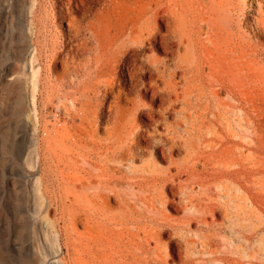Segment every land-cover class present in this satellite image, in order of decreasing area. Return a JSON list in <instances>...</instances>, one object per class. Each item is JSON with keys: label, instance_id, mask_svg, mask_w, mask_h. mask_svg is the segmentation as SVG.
Returning a JSON list of instances; mask_svg holds the SVG:
<instances>
[{"label": "bare ground", "instance_id": "6f19581e", "mask_svg": "<svg viewBox=\"0 0 264 264\" xmlns=\"http://www.w3.org/2000/svg\"><path fill=\"white\" fill-rule=\"evenodd\" d=\"M246 3L257 14L251 37L240 28ZM263 8L264 0H0V29L9 23L24 34L14 59L21 63L25 119L33 132L37 92L50 96L53 85L67 84L85 100L78 128L70 132L63 125L49 130L43 143L21 139L8 146L17 157L24 146H35L52 159L44 164L55 175L60 195L49 199L46 213L59 203L70 228H86L97 214L109 224H135L136 236L145 240L122 250L119 264H167L170 243L161 237L188 232L194 223L224 227L236 237L229 242L237 243L238 258L231 257L234 244L221 250L218 241L205 238L198 250L186 246L183 264L264 260V97L255 93L256 82L264 81V44L252 39L264 38ZM51 26L64 29L66 36L60 43L50 41V55L43 59L51 75L58 69L62 74L39 85L42 68L34 63L43 60ZM91 92L108 100V114L115 113L111 128L96 121L86 101ZM244 97L249 110L242 107ZM123 102L130 106L122 108ZM12 107V114L25 108L21 101ZM139 116L148 119L145 129L137 124ZM0 137L7 141V135ZM179 152L184 155L176 161ZM126 183L150 195L136 199L141 209L128 201L125 214L105 215L107 201L121 195ZM193 186L198 197L192 196ZM169 194L179 200H169ZM169 206L181 209L183 217L171 223L165 214Z\"/></svg>", "mask_w": 264, "mask_h": 264}, {"label": "rangeland", "instance_id": "374dc122", "mask_svg": "<svg viewBox=\"0 0 264 264\" xmlns=\"http://www.w3.org/2000/svg\"><path fill=\"white\" fill-rule=\"evenodd\" d=\"M252 7L258 8L256 4H253ZM244 9L240 28L242 32H247L249 35L252 33L251 27H255L253 18L257 14L249 3L244 5ZM49 29L46 41L47 45L41 49V59H43L44 55H50L51 48L48 47L50 41L55 38L60 43L62 36H66V32L62 28L57 29L51 26ZM23 36L24 34L11 28L9 23L0 29V62L2 61L0 69L5 70L9 74L8 76L3 75V72L0 74V133L7 135L5 143L4 141L2 142L0 137V263L3 264L9 260L6 264H116V262L119 264V260H122L123 254H125V252L122 253V250H125L127 246H130L129 244L136 243L138 240H145L141 234L136 236L138 234L135 228L136 225L129 223L125 226L120 225V222L109 224L103 219L102 214H97L95 219L90 221L86 228L80 224H77L73 228L67 227V223L61 218L59 203L51 204L50 211L46 213L49 199L51 200L50 202H53L60 195L55 175L48 172L49 169L44 164L46 162L49 166L48 161L50 162L52 159L47 156L44 149H36L35 146L29 149L24 146L21 149L20 157H17L11 148L8 147L12 143V140L15 143L21 139L26 144H30L32 141L43 143L47 137L49 138L48 133H52L57 129L61 130V127L64 128V126L67 127L66 129H71V132L73 129L79 127L78 125H80L83 118L80 102H85V100L78 92V89L75 91L76 87L73 89V86L67 87V84L63 88L53 85L54 93L50 96L39 92L36 93L37 125L35 133L33 132L32 124L27 123L25 119L28 111L26 109V100L23 97V78L17 73L21 63L14 59L17 48L23 47L20 39ZM252 39L255 44H264V38L256 37ZM58 50L60 51L61 49ZM46 65L48 63L45 59L37 60L34 63L36 68H42V70L40 69L41 77L39 76L40 79L38 78L39 85L42 82L45 84V81L51 75ZM52 74L51 76L54 78V76L61 75L62 70L58 69ZM126 88H128V85ZM91 93H89L90 95L87 94L89 96L86 98V101L90 104L92 103L90 108L93 109L94 114L97 116L96 121L101 127L106 122L105 127L111 128L114 125L113 119L115 113L112 115L108 114L106 109L108 108V100L103 102L101 95H96V92ZM255 93L258 95V98L264 97L263 80L259 79L256 82ZM21 97H23L22 100ZM129 97L134 98L135 94L129 92ZM20 101L25 107L24 111L19 114H12L10 111L13 109L12 106ZM144 102L149 104L150 101L145 99ZM242 103L243 109L249 110L248 99L244 97ZM121 105L122 108L130 106L124 102ZM9 107L12 108L10 109ZM96 116H89V118H93V122ZM136 121L142 129H145L144 126L148 124L146 117L139 116ZM173 121L174 119H169V122ZM99 134L102 137L105 135L102 132ZM34 149L39 156L40 166L35 162ZM28 153L30 154L28 155ZM183 155L182 152H179L174 156V159L176 161L180 160ZM145 158L142 159L144 162ZM141 164L142 162H136L135 166L139 167ZM160 167L165 169L167 164L161 162ZM127 181H129V177H127ZM130 181L133 182L132 179ZM193 187L194 194L192 193V196L198 197L200 194L197 191L198 188L196 186ZM137 188V186L124 184L121 189V195L109 198L107 201V211L104 214H110L112 217L125 214L126 203L128 201L136 203L134 209L136 207L137 209H141V203L136 202V199L150 195V193L148 191L143 192ZM167 196L169 200L174 202L178 201L180 197L177 194H175L177 197H172L170 194ZM165 214L170 218L171 223L183 217L181 209L174 210L170 206L166 208ZM215 219L216 222H222L220 216L215 217ZM116 220L119 219L116 218ZM229 237L236 240V237L231 236L224 227L210 225L204 228L200 224L194 223L188 232L177 231L174 233L170 231V233L167 232V234L163 235L161 239L165 244L170 243L165 248L169 257L167 264H183L187 245L195 247L198 250L200 249V242L205 238H210L211 240L218 241V247L221 250H228L229 244L232 243L229 242ZM174 238V242L182 244L181 248L171 243ZM232 244H234L233 250L236 252L237 243L233 242ZM106 256L108 257L106 258ZM231 257L237 259L238 252L234 253ZM112 259H114L113 262ZM257 264H264V260L259 257Z\"/></svg>", "mask_w": 264, "mask_h": 264}]
</instances>
